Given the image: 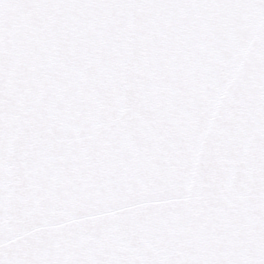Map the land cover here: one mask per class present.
<instances>
[{"label": "snow or ice", "instance_id": "obj_1", "mask_svg": "<svg viewBox=\"0 0 264 264\" xmlns=\"http://www.w3.org/2000/svg\"><path fill=\"white\" fill-rule=\"evenodd\" d=\"M0 264H264V0H0Z\"/></svg>", "mask_w": 264, "mask_h": 264}]
</instances>
